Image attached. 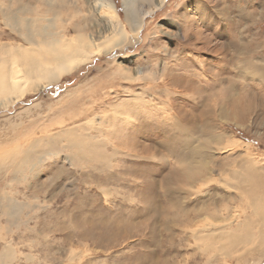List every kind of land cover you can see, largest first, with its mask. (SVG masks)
<instances>
[{"label":"rangeland","instance_id":"obj_1","mask_svg":"<svg viewBox=\"0 0 264 264\" xmlns=\"http://www.w3.org/2000/svg\"><path fill=\"white\" fill-rule=\"evenodd\" d=\"M31 1L64 19L79 9L68 23L83 32L100 26L92 0H65L62 8L55 7L61 0L51 7L20 0L25 7ZM17 2L0 0V12ZM113 2L122 18L121 0ZM137 3L139 13L151 12L133 42L0 107V250L7 243L13 248L10 264H264L258 239L239 252L241 261L238 253L224 257L193 237L219 219L231 226L251 216L225 171L245 158L264 169V0H166L155 10L159 0ZM13 42L18 36L0 14V44ZM134 93L149 103H132ZM115 104H131V115L116 117ZM90 118L93 128L83 132L113 154L111 163L70 151L68 139L21 170L7 162L25 140L55 137ZM178 122L194 145L207 137L194 159L213 166L191 185L175 181L173 169L181 165L174 155H185L173 135Z\"/></svg>","mask_w":264,"mask_h":264},{"label":"bare ground","instance_id":"obj_2","mask_svg":"<svg viewBox=\"0 0 264 264\" xmlns=\"http://www.w3.org/2000/svg\"><path fill=\"white\" fill-rule=\"evenodd\" d=\"M42 1L48 7L55 4V0ZM92 1L93 5L90 9H93L94 14L99 17L98 24H100L98 30L92 33L83 32L77 24L68 23L70 18H75L79 9L76 13L72 12L73 14L71 13L68 18L66 17L67 19H64L59 14V11L51 13L50 10L52 8H45L44 11H39L38 6L33 1H31L32 4L28 5L27 8L25 7L26 3L23 4L20 0H16L19 5L14 10L0 12L4 24L9 26L19 39V42L0 44V107H5L20 100L26 94L37 92L47 85L59 82L65 74H69L70 71L80 65L92 61L95 56L107 53L115 46L121 47L127 42H133L134 37L143 28L144 17L151 12L149 9V11L139 13L140 9L137 8V0H121V10L123 13L121 18L113 0ZM165 2L166 0H159L157 6H154V10L155 8L159 9L162 7ZM65 4L66 1L61 0L55 7L62 8ZM6 8L8 9V7ZM74 9L77 10V8ZM71 32L74 33L69 34ZM141 77L145 79L148 75L144 72ZM148 79H145V82ZM134 100L136 102H133ZM131 102L136 104L149 103L148 100H145L142 98V95L137 93H134ZM131 106V104L124 105V107L115 104L111 108L112 114L116 115V117L130 116L131 114L129 115V113L131 112H127V110ZM101 118L102 120L99 123L105 120V116L103 115ZM90 121L91 118L83 122L81 121L70 128H64L55 137L53 136V132L38 137H31L28 141L25 140L20 146L11 150L13 152L9 153L6 160L7 162L13 161V168L15 166L17 170H21L20 167L23 168L27 161H40L39 158L50 154L52 149H56L55 142L68 139L71 143L69 147L70 151L85 153L93 160L111 163L113 154L104 152L99 144L91 143L89 141L90 135L83 132L93 128V124L89 123ZM96 128L99 130L97 125ZM112 129L114 133L118 132L116 124H113ZM173 135L176 136L175 139L179 142L181 141L185 150L184 157H182L183 153L179 155L172 154L174 155L175 162L181 165L180 168L177 166L173 169V171L176 170L177 172L175 177V181L179 180L177 183L183 181L186 185H191L190 183L195 184L202 181L201 179L204 176L212 173L213 166L211 164H202L199 160L194 159L201 153L203 147L208 146L207 137H201L202 144L194 145V135L186 130L183 125H180V122L173 126ZM213 139L219 143L222 142L216 135L213 136ZM226 147H222V149ZM219 149L221 148L219 147ZM14 160L16 161L14 162ZM173 171L170 172V175ZM225 173H227L229 183L235 184L232 188L241 193L243 198L246 197L251 216L245 217L243 222H240L243 224L236 223L231 226H226V223L222 219H219L218 224L203 225L194 233L193 237L196 242L202 243L207 250L214 249L224 257L233 256V254L238 253L236 258L243 261L245 256H239V252L247 250L246 246L254 241L252 240L253 238L258 239L259 243L264 245V169L257 168L253 160L245 158L241 162L239 160V162L233 163ZM168 177L164 176L161 180V184L166 191L168 182H165V179ZM224 179H226V176ZM229 218L230 223L236 222L235 218H231L230 216ZM221 222L224 223V226L220 225ZM251 226L252 230L250 231ZM253 226L260 227V229L253 233ZM240 257L242 258L240 259ZM16 258L13 248L8 243L0 250V264H10Z\"/></svg>","mask_w":264,"mask_h":264}]
</instances>
